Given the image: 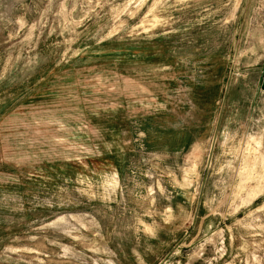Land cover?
Returning <instances> with one entry per match:
<instances>
[{
  "label": "rangeland",
  "instance_id": "rangeland-1",
  "mask_svg": "<svg viewBox=\"0 0 264 264\" xmlns=\"http://www.w3.org/2000/svg\"><path fill=\"white\" fill-rule=\"evenodd\" d=\"M0 264H264V0H0Z\"/></svg>",
  "mask_w": 264,
  "mask_h": 264
},
{
  "label": "water",
  "instance_id": "water-1",
  "mask_svg": "<svg viewBox=\"0 0 264 264\" xmlns=\"http://www.w3.org/2000/svg\"><path fill=\"white\" fill-rule=\"evenodd\" d=\"M215 139V138H214ZM213 142H214V140H213ZM209 159H210V156H209Z\"/></svg>",
  "mask_w": 264,
  "mask_h": 264
}]
</instances>
